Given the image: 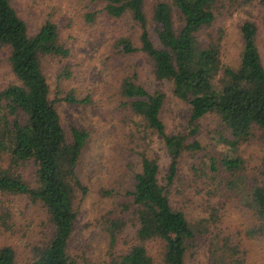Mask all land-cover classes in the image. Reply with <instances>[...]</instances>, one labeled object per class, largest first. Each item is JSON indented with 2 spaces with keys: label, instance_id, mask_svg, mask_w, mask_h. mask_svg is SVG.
<instances>
[{
  "label": "trees",
  "instance_id": "1",
  "mask_svg": "<svg viewBox=\"0 0 264 264\" xmlns=\"http://www.w3.org/2000/svg\"><path fill=\"white\" fill-rule=\"evenodd\" d=\"M94 1L107 3L106 18L122 20L128 16L134 22L140 48L128 38H120L117 46L128 55L144 53L154 79L170 82L173 94L190 108L188 135L168 134L160 118L164 94H149L132 82L124 84L123 95L130 99V111L137 119L130 122L136 128L140 148L146 150L159 143L169 162L162 185L158 156L137 153L140 171L134 176L132 190L123 197L127 200L118 203L117 217L105 221L110 244H116L127 232L132 244L125 251L111 253L107 264H187L189 251L203 236L218 240L213 264H246L242 240L264 242V157L258 155L264 151V64L257 47V24L241 23L239 61L235 67L223 65V77H218L224 30L217 20L227 4L235 6L233 0H157L149 13L145 0ZM256 1L264 7V0L244 3L251 7ZM149 24L155 26L159 47L151 40ZM202 37L207 45L200 43ZM0 52L6 54L13 77L12 83L0 88V196L26 198L43 213L44 230L28 247L29 264H77L68 246L87 193L76 167L88 133L71 128L67 141L42 71L44 59L65 58L69 51L60 44L54 24L45 23L29 36L10 0H0ZM207 115L218 118L220 144L235 154L220 161L212 158L207 171L217 173L220 169L247 197L243 201L231 195L240 210L232 213L242 214L246 221L232 227L228 217L221 229L223 235L209 228L222 224L219 206L210 208V218L196 220L174 207L169 196L183 155L201 149L197 141L188 142V137L197 133L198 122ZM25 168L32 171L30 182L22 174ZM1 213L0 228L12 232L9 209ZM15 263L13 246H2L0 264Z\"/></svg>",
  "mask_w": 264,
  "mask_h": 264
},
{
  "label": "rangeland",
  "instance_id": "2",
  "mask_svg": "<svg viewBox=\"0 0 264 264\" xmlns=\"http://www.w3.org/2000/svg\"><path fill=\"white\" fill-rule=\"evenodd\" d=\"M156 1L145 0L147 13ZM10 3L26 24L29 36L35 35L45 23L54 24L60 44L69 51L65 58L51 57L42 62L49 100L59 115L67 141H70L71 128L88 133L76 167L77 176L87 188V193L77 211L68 252L77 264H107L111 253L125 251L132 244L130 232L123 234L116 244H110L105 221L117 217L118 203L127 200L123 197L132 190L134 176L140 171L137 153L145 151L148 156H158L162 185L169 162L159 143L150 145L146 150L140 148L136 128L130 122L135 118L129 108L130 99L123 95L124 84L132 82L142 86L149 94L155 91L164 94L160 118L168 134L188 135L190 108L173 94L174 87L170 82L154 79L151 62L144 53L138 51L128 55L117 46L120 38H128L139 49L138 29L128 16L122 20L106 18V2L10 0ZM231 3H235V6L227 4L228 7L217 20V25L224 30L219 43L218 77H223V65L235 67L239 61L242 45L239 27L243 21L257 24V47L264 64V7L257 1L251 7L244 0H233ZM91 15L94 16L91 18ZM154 28L149 24L151 40L159 47ZM200 43L207 45L204 37ZM12 81L6 54L0 52V88ZM218 126L219 120L215 115H207L198 122L197 133L189 136L188 142L197 141L201 149L183 155L169 196L174 207H180L196 220L210 218V208L219 206L222 224L209 228L213 233L223 235L221 229L228 217L227 221L232 227L246 221L242 214L232 213L233 210H240L235 208L237 204L230 199L231 195L235 194L234 197L243 201L247 197L242 187L223 176L220 169L217 173L207 171L212 158L220 161L235 155L220 144ZM258 155L264 157V151ZM215 163L219 167V162ZM31 173V169L27 168L22 173L28 182L31 181ZM221 203L224 205L222 208ZM5 208L13 217L8 221L13 225V231L0 228V248L12 245L16 254L15 264H29L28 247L43 233V213L23 197L0 196V215ZM207 237L203 236L196 247L189 251L187 264H213V255L219 248L218 240L214 237L208 240ZM241 248L246 251V264H264V242L243 239ZM215 257L218 258V254Z\"/></svg>",
  "mask_w": 264,
  "mask_h": 264
}]
</instances>
